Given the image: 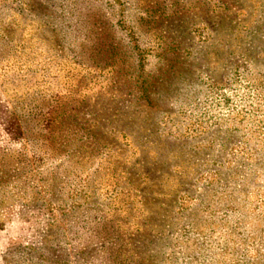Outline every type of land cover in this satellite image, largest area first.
Wrapping results in <instances>:
<instances>
[{
    "label": "rangeland",
    "instance_id": "374dc122",
    "mask_svg": "<svg viewBox=\"0 0 264 264\" xmlns=\"http://www.w3.org/2000/svg\"><path fill=\"white\" fill-rule=\"evenodd\" d=\"M0 264H264V0H0Z\"/></svg>",
    "mask_w": 264,
    "mask_h": 264
}]
</instances>
